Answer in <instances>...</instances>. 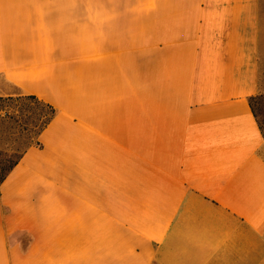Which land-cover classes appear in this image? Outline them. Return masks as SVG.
Segmentation results:
<instances>
[{
    "label": "crops",
    "instance_id": "crops-1",
    "mask_svg": "<svg viewBox=\"0 0 264 264\" xmlns=\"http://www.w3.org/2000/svg\"><path fill=\"white\" fill-rule=\"evenodd\" d=\"M264 0H0V97L56 110L0 183V264H264Z\"/></svg>",
    "mask_w": 264,
    "mask_h": 264
},
{
    "label": "rangeland",
    "instance_id": "rangeland-1",
    "mask_svg": "<svg viewBox=\"0 0 264 264\" xmlns=\"http://www.w3.org/2000/svg\"><path fill=\"white\" fill-rule=\"evenodd\" d=\"M262 81L264 83V66ZM261 95L256 109L264 122V93ZM0 98V158H14L28 144L34 143V104L8 101L5 99L7 97ZM262 128L264 131V123Z\"/></svg>",
    "mask_w": 264,
    "mask_h": 264
},
{
    "label": "trees",
    "instance_id": "trees-1",
    "mask_svg": "<svg viewBox=\"0 0 264 264\" xmlns=\"http://www.w3.org/2000/svg\"><path fill=\"white\" fill-rule=\"evenodd\" d=\"M261 98L262 95L260 94L250 98L249 102L253 115L256 119V122L258 123L259 128L264 135V131L262 128L264 122L261 120L260 114L256 109V105H258V102L261 100ZM5 99L12 102H20V103L24 102V104L30 102L34 104V128H36V132L34 133V143L28 144V146L23 148L17 156L8 159L0 158V183L4 181V179L9 174V172L17 165V163L19 162L20 158L22 157L23 153L26 151L27 148L33 145L35 146L40 145L38 142V136L50 124V122L53 120V118L56 115V110L52 106L40 101L35 96L20 95L17 97H7Z\"/></svg>",
    "mask_w": 264,
    "mask_h": 264
}]
</instances>
